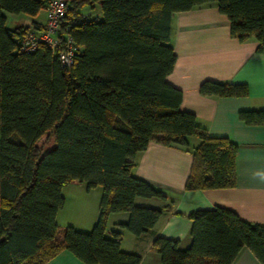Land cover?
Segmentation results:
<instances>
[{
  "label": "trees",
  "instance_id": "16d2710c",
  "mask_svg": "<svg viewBox=\"0 0 264 264\" xmlns=\"http://www.w3.org/2000/svg\"><path fill=\"white\" fill-rule=\"evenodd\" d=\"M49 0H0V264H45L68 251L84 264H140L121 250L122 233H108L112 214L135 237L153 230L162 209L136 198L166 196L135 178L134 158L155 141L187 147L197 138L186 191L236 186L238 146L209 137L189 112L182 93L167 82L176 54L170 45L176 13L216 4L238 42L254 39L264 54V0H69L62 33L77 52L70 69L44 45L22 53L29 27H6L5 14L35 18ZM99 6L100 18L81 13ZM205 97L244 98L246 85L204 81ZM264 126V110L238 115ZM48 145V146H47ZM47 146V147H46ZM71 183L102 188L99 215L89 233L60 229L62 189ZM191 245L156 238L162 264H232L248 249L264 264V225L216 207L189 216Z\"/></svg>",
  "mask_w": 264,
  "mask_h": 264
},
{
  "label": "crops",
  "instance_id": "0c3cea01",
  "mask_svg": "<svg viewBox=\"0 0 264 264\" xmlns=\"http://www.w3.org/2000/svg\"><path fill=\"white\" fill-rule=\"evenodd\" d=\"M83 9L84 15L101 16L98 5ZM43 12L41 10L35 18L5 14L6 27L33 29L35 23L42 30L46 19ZM170 45L176 54V63L166 80L182 93L180 110L192 113L209 137L227 138L238 146L236 186L224 190L186 191L193 152L200 141L191 137L187 147L151 142L134 158L133 175L161 191L166 201L136 198L135 204L159 208L163 213L153 230L138 238L119 228L127 222L128 214H112L107 222L108 233H122L121 250L138 255L140 264H162L153 247L156 238L177 240L181 250L189 248L192 227L189 216L197 211L220 207L234 212L242 221L264 225V126L246 125L238 117L240 112L264 110V54L256 52L254 39L238 42L231 38L229 22L218 12L216 4L174 14ZM204 81L246 85L248 96H201L199 87ZM102 192L100 187L87 190L79 183L65 186L62 189L64 206L57 214V226L89 233L98 219ZM45 264L84 263L68 251H61ZM232 264L261 263L244 248Z\"/></svg>",
  "mask_w": 264,
  "mask_h": 264
},
{
  "label": "built area",
  "instance_id": "2783aa9c",
  "mask_svg": "<svg viewBox=\"0 0 264 264\" xmlns=\"http://www.w3.org/2000/svg\"><path fill=\"white\" fill-rule=\"evenodd\" d=\"M45 25L42 30H30L24 36L20 52H34L40 45L46 46L60 64L70 69L77 52L69 35L62 33V22L69 10V0H49L45 8Z\"/></svg>",
  "mask_w": 264,
  "mask_h": 264
},
{
  "label": "rangeland",
  "instance_id": "374dc122",
  "mask_svg": "<svg viewBox=\"0 0 264 264\" xmlns=\"http://www.w3.org/2000/svg\"><path fill=\"white\" fill-rule=\"evenodd\" d=\"M81 13H84V9L81 10ZM42 14L45 15V11H44ZM9 18H10V17H9ZM24 18H26V17H24ZM47 146H48V145H47ZM47 146H46V147H47Z\"/></svg>",
  "mask_w": 264,
  "mask_h": 264
}]
</instances>
